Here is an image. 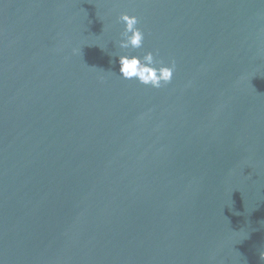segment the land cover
Instances as JSON below:
<instances>
[{"label": "water", "instance_id": "water-1", "mask_svg": "<svg viewBox=\"0 0 264 264\" xmlns=\"http://www.w3.org/2000/svg\"><path fill=\"white\" fill-rule=\"evenodd\" d=\"M148 52L171 83L120 76ZM261 252L264 0H0V264Z\"/></svg>", "mask_w": 264, "mask_h": 264}, {"label": "clouds", "instance_id": "clouds-1", "mask_svg": "<svg viewBox=\"0 0 264 264\" xmlns=\"http://www.w3.org/2000/svg\"><path fill=\"white\" fill-rule=\"evenodd\" d=\"M119 21L124 24V30L121 33L119 48L121 49H140L143 46L144 34L137 27L139 23L137 17L128 14H121ZM119 57V74L123 79H136L140 84L159 89L163 85L172 81L175 62L170 66H164L162 63L159 67L153 66L156 61L152 52L146 53L143 58L137 56L120 55ZM260 258L264 260V252L260 253Z\"/></svg>", "mask_w": 264, "mask_h": 264}]
</instances>
